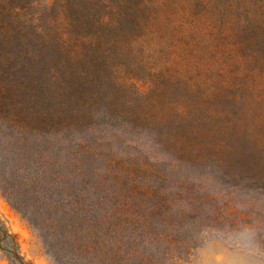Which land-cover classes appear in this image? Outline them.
<instances>
[{
	"label": "trees",
	"instance_id": "trees-1",
	"mask_svg": "<svg viewBox=\"0 0 264 264\" xmlns=\"http://www.w3.org/2000/svg\"><path fill=\"white\" fill-rule=\"evenodd\" d=\"M159 1L0 0V134L54 135L67 145L78 139L84 150L77 129L134 88L142 112L125 114L122 102V115L164 125L160 101L197 96L205 114L214 113L223 149L264 160V0H197V17L211 13L215 31L182 40L177 29L167 33ZM179 45L192 65L186 80L168 67ZM160 134L167 139L170 131ZM46 157L26 148L16 171L19 189L30 187L33 201L44 203L40 218L29 208L25 215L56 264H177L167 252L168 262L151 252L160 242L142 213L105 211L87 189L64 200L47 192L41 182L75 188L48 176Z\"/></svg>",
	"mask_w": 264,
	"mask_h": 264
},
{
	"label": "rangeland",
	"instance_id": "rangeland-1",
	"mask_svg": "<svg viewBox=\"0 0 264 264\" xmlns=\"http://www.w3.org/2000/svg\"><path fill=\"white\" fill-rule=\"evenodd\" d=\"M158 4L168 34L177 29L181 40L191 35L208 39L215 31L211 13L197 17V0ZM168 67L175 78L187 79L192 65L182 45ZM137 87L143 90L148 83L137 82ZM118 95L120 100H110L111 110L101 104L90 125L77 129L84 150L78 139L67 145L54 135L1 128L0 264H56L25 215L29 208L40 218L36 208L44 203L33 201L30 187H18L16 170L31 147L47 155L42 165L50 169L48 176L72 180L75 189L40 183L57 199L87 189L86 196L94 205L99 200L105 211L142 213L143 223L155 233L154 243L160 242L159 250L155 245L151 251L157 258L168 262L167 252L177 264H264V160L243 149H223L217 141L220 131L209 119L214 113L205 114L202 98L163 99L159 111L166 119L159 125L121 114L123 108L135 117L142 112L134 88ZM122 102L120 109L116 105ZM168 130L165 139L160 133Z\"/></svg>",
	"mask_w": 264,
	"mask_h": 264
}]
</instances>
